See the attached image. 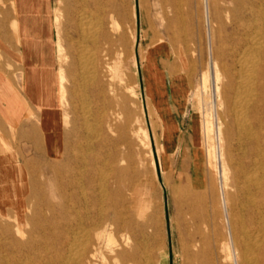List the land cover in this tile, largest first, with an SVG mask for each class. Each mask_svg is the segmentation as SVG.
<instances>
[{
    "label": "bare ground",
    "instance_id": "6f19581e",
    "mask_svg": "<svg viewBox=\"0 0 264 264\" xmlns=\"http://www.w3.org/2000/svg\"><path fill=\"white\" fill-rule=\"evenodd\" d=\"M9 2L14 19L0 24V42H33L19 22L17 0ZM203 2L207 21L210 11L216 18L217 0ZM233 3L236 8L231 17L233 29L228 46L223 42L210 45L217 95L215 109L224 107L223 114L215 117L220 125L219 119L227 116L237 140L241 144L242 141L249 143L252 157L249 166L260 174L248 175V168L240 163L235 165L237 181L244 185L250 203H254V196L261 197L256 203L263 210L264 0ZM132 20L129 0L125 3L122 0H66L63 9L59 8L55 14L51 67L55 74V110L50 114L42 112L41 116L35 112L37 124L33 132L22 135L23 141L33 145L32 156L20 150L14 153L0 136V167L5 163L10 166L15 160L21 165L15 164L12 170L0 169V209L8 206L11 211H0V264H160L162 237L156 223L158 205L148 196V187L153 182L139 190H144L142 196L133 189L137 181L134 175L144 153L142 149L132 151V148L144 147L147 136L142 133V140H138L142 121L131 65ZM127 25L128 28L123 27ZM162 43L148 46V55L143 61H148L150 71L143 67V78L147 102L154 109L163 134L168 136L172 127L163 78L155 64V55L162 49ZM220 60L224 61L221 66ZM209 77V73L203 75L204 88ZM1 103L6 104L7 118L21 120L23 103L2 83ZM34 105L39 110L38 103ZM210 112L208 116L205 114L207 136L211 135L212 128ZM170 138L166 140L171 141ZM213 147L211 144L207 150L209 167ZM3 155L8 159L4 161ZM225 173L220 177L222 186L219 184V187L224 192L219 198L224 210H228L227 220L240 229V218H234L233 198L225 192ZM49 237L55 241L42 248L40 242H48ZM200 239L189 237L188 246L196 249ZM258 245L264 253V238ZM184 254L190 264H203L201 254ZM262 261L264 264V257ZM240 264L252 263L241 260Z\"/></svg>",
    "mask_w": 264,
    "mask_h": 264
},
{
    "label": "rangeland",
    "instance_id": "374dc122",
    "mask_svg": "<svg viewBox=\"0 0 264 264\" xmlns=\"http://www.w3.org/2000/svg\"><path fill=\"white\" fill-rule=\"evenodd\" d=\"M9 1L0 0V24L14 19V11L9 10ZM203 1L129 0V10L133 17L129 31L134 36L132 75L136 80V100L142 121L138 140H142V133L147 136L144 138V147L132 148V151L142 149L144 153L143 161L139 162L138 172L134 175L137 181L135 180L133 189L139 192L144 184L153 182L148 187V196L158 205L156 223L162 237L160 264H190L185 252L201 254L200 262L203 264H240L241 260L263 264L264 253L259 245L264 238V209H260L257 204L261 197L254 196V203H250V197L243 190L244 185L237 181L235 167L240 163L244 164L250 176L258 175L260 171L249 166L252 158L249 143L242 141L241 144L237 140L227 116L219 119L220 125L215 117L216 114H223L224 107L215 109L217 95L211 70L213 58L210 45L223 42L224 46H228L233 29L231 17L236 8L233 3L235 0H217V17L214 18L210 11L209 22ZM65 2L66 0H26V14L24 17L19 16V22L21 26L25 24L33 42H29L27 49L19 42H0V83L15 92L23 103L22 117L18 122L7 118L6 104H0V136L7 141L14 153L20 150L32 156L33 145L23 141L22 135L33 132L37 124L35 112L39 116L42 112L50 114L55 110V74L51 71L55 51L54 17L59 8L63 9ZM60 13L65 15V11ZM35 27H38V32H35ZM154 42H163L162 49L157 54L165 57L155 58V64L157 72L163 78L164 94L168 102L172 127L168 136L163 134L155 111L147 102L143 78V67L150 71V64L143 60L144 57L147 58L148 46ZM158 63H166L171 67V77L167 73L165 76ZM223 63L224 61H219L220 66ZM206 73L210 77L204 88L202 78ZM35 102L38 103L39 110L34 105ZM209 112L213 116L211 135L207 136L206 121ZM167 138L171 141L166 140ZM211 144L214 152L212 166L209 167L207 150ZM121 151L125 152L126 149L121 146ZM2 158L4 161L8 159L5 155ZM15 164L17 167L21 166L15 160L11 161L10 166L5 163L0 169L12 170ZM223 171H226L227 177L225 192L233 198L234 218H240V229L231 220H227L228 210H224L220 201L224 192L220 178ZM29 177L27 174V178ZM144 194V190L139 192L141 196ZM0 211L11 212L8 206L2 207ZM261 212L263 213L260 214ZM9 221L12 224L13 220ZM192 236L202 238L196 249L188 246L189 237ZM82 240L81 249L84 247V238ZM54 241L49 237L48 242H40V245L43 248ZM257 244L259 248L256 247ZM234 258L236 262H233Z\"/></svg>",
    "mask_w": 264,
    "mask_h": 264
},
{
    "label": "crops",
    "instance_id": "0c3cea01",
    "mask_svg": "<svg viewBox=\"0 0 264 264\" xmlns=\"http://www.w3.org/2000/svg\"><path fill=\"white\" fill-rule=\"evenodd\" d=\"M25 1L26 0H17V9H18V13H19V16H25L26 14V7H25ZM19 5V6H18ZM39 13L41 12V7L38 9ZM21 16V17H22ZM24 28L26 27L25 24L23 26ZM27 30V29H26ZM22 44V47H25L29 44V42H21ZM164 58L165 56L163 54H157V56L155 58ZM158 66H159V69L164 72L165 76H166V73L169 75V77H171L170 73H171V67L170 66H167V64L165 63L164 65H161L158 63ZM167 101V100H166ZM168 104V102H166ZM169 110V109H168Z\"/></svg>",
    "mask_w": 264,
    "mask_h": 264
}]
</instances>
